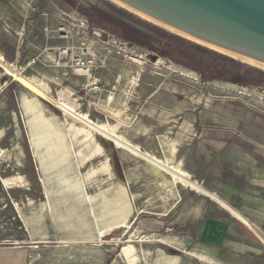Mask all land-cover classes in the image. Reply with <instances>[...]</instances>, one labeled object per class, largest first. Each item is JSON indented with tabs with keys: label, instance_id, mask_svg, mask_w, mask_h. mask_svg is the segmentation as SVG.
<instances>
[{
	"label": "rangeland",
	"instance_id": "obj_1",
	"mask_svg": "<svg viewBox=\"0 0 264 264\" xmlns=\"http://www.w3.org/2000/svg\"><path fill=\"white\" fill-rule=\"evenodd\" d=\"M115 1L0 0V264H131L130 245L135 264H205L186 250L184 217L170 213L191 189L207 193L183 169L187 147L202 133L264 159V69ZM192 45L232 60L231 80H203L170 59ZM169 157L176 188L161 168ZM27 206L43 244H27ZM91 207L114 212L96 225ZM120 215L129 227L108 231Z\"/></svg>",
	"mask_w": 264,
	"mask_h": 264
},
{
	"label": "crops",
	"instance_id": "obj_2",
	"mask_svg": "<svg viewBox=\"0 0 264 264\" xmlns=\"http://www.w3.org/2000/svg\"><path fill=\"white\" fill-rule=\"evenodd\" d=\"M6 63L10 65L8 74L16 80L13 65ZM203 135H199L196 144L187 147L185 161H181L186 174L207 193L190 188L185 197L176 199L170 210V213L176 210V217H184L186 250L205 264H264V159L253 161L239 151L240 147L207 141ZM165 183L176 188L169 180ZM85 201L92 203L88 194ZM125 201L121 202L122 208L128 212ZM32 209V206L24 209L30 234L27 244H43L45 237L35 239L33 236L34 228L28 220V212ZM109 210L106 208V215L99 216L94 207L90 208L96 225L102 217L107 219L114 212L108 213ZM156 215L160 217L162 213ZM112 225L110 232L126 229ZM153 227L155 231L161 230V221ZM104 234L100 232L101 237ZM66 241V238L60 240L69 243ZM126 249L123 248L122 254L135 264V248Z\"/></svg>",
	"mask_w": 264,
	"mask_h": 264
},
{
	"label": "water",
	"instance_id": "obj_3",
	"mask_svg": "<svg viewBox=\"0 0 264 264\" xmlns=\"http://www.w3.org/2000/svg\"><path fill=\"white\" fill-rule=\"evenodd\" d=\"M206 43L264 63V0H117Z\"/></svg>",
	"mask_w": 264,
	"mask_h": 264
},
{
	"label": "trees",
	"instance_id": "obj_4",
	"mask_svg": "<svg viewBox=\"0 0 264 264\" xmlns=\"http://www.w3.org/2000/svg\"><path fill=\"white\" fill-rule=\"evenodd\" d=\"M96 20L97 24L102 22L100 15L96 16ZM168 39L174 43L181 44L183 42L182 39L175 36H170ZM169 47L171 48V46ZM192 51L193 53H188L180 48H171V55L174 57L170 59L197 72L203 80L225 82L231 80L229 63H233L232 60L197 45H192Z\"/></svg>",
	"mask_w": 264,
	"mask_h": 264
},
{
	"label": "bare ground",
	"instance_id": "obj_5",
	"mask_svg": "<svg viewBox=\"0 0 264 264\" xmlns=\"http://www.w3.org/2000/svg\"><path fill=\"white\" fill-rule=\"evenodd\" d=\"M113 1V0H112ZM115 1V0H114ZM116 3H118L117 1H115ZM120 3V2H119ZM121 4V3H120ZM121 6H122V4H121ZM139 15H140V13H138ZM143 16V15H142ZM143 17H145V16H143ZM151 20H153V19H151ZM155 23H157V24H159L160 26H162L163 28H165V29H167V30H169V31H171V32H174V33H176V34H178V35H181V36H183V37H186V38H188V39H190V40H192V41H194V42H196V43H198V44H201V45H203V46H206V47H208V48H210V49H212V50H214V51H217V52H219V53H221V54H224V55H227V56H230V57H233V58H235V59H238V60H241V61H243V62H246V63H249V64H252V65H254V66H257V67H260V68H262V69H264V63H262V62H259V61H256V60H254V59H251V58H248V57H245V56H242V55H240V54H237V53H234V52H231V51H229V50H226V49H224V48H221V47H218V46H215V45H212V44H209V43H206V42H204V41H201V40H199V39H197V38H195V37H193V36H190V35H188V34H186V33H183V32H181V31H179V30H177V29H175V28H172V27H170V26H168V25H166V24H163V23H161V22H159V21H156V20H153ZM66 55H67V52L66 51H64V52H62V54H61V56L63 57V58H65L66 57ZM174 69V68H173ZM173 71V70H172ZM79 74H82L84 71L83 70H78L77 71ZM86 72V71H85ZM195 77V76H194ZM63 114H65L66 116H69V114L71 113V106L69 105V104H65V106L63 107ZM113 109V108H112ZM116 109V108H115ZM111 114L112 115H114V116H116V117H119V111H111ZM69 117H71V116H69ZM78 119L86 128H89V125H90V120L87 118V115L86 114H84V115H81V114H79V113H76V114H74L73 115V117H72V119ZM76 121V120H75ZM77 122V121H76ZM103 126V125H102ZM175 152H176V148H175V146L174 145H172V147H171V149H170V155L171 156H173L174 154H175ZM167 160V159H166ZM171 161V157H169V159L167 160V164H165V165H163V167H161L162 168V171L164 172H167L171 177H172V179H170V181L173 183V184H177V182H178V179H179V176H180V174H181V169H180V167H179V165L178 166H176V167H173V166H170L171 164L169 163ZM2 182L4 183V184H9V182L7 181V180H2ZM124 199V198H123ZM119 218V217H118ZM117 218V219H118ZM122 215H120V219H119V221H117L116 222V224L114 225V226H116V225H118V226H122L123 224H125V221L123 222V220H125L126 219V216L125 217H123L122 219ZM113 226V225H112ZM112 226H110V228L112 227ZM129 227V226H128ZM114 228V227H113ZM105 233V232H104ZM130 248H133V246H129V247H127V249L126 250H129Z\"/></svg>",
	"mask_w": 264,
	"mask_h": 264
}]
</instances>
